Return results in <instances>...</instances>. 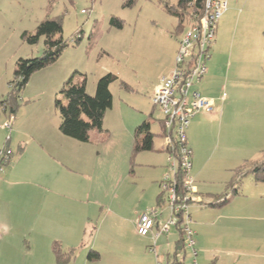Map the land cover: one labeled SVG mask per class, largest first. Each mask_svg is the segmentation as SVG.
I'll return each mask as SVG.
<instances>
[{
  "label": "rangeland",
  "instance_id": "1",
  "mask_svg": "<svg viewBox=\"0 0 264 264\" xmlns=\"http://www.w3.org/2000/svg\"><path fill=\"white\" fill-rule=\"evenodd\" d=\"M174 2L0 0V101L7 99L13 87L16 62L43 53L44 38L29 44L23 34L33 35L40 22L58 18L67 48L54 63L30 76L19 93L21 102L15 119L21 121L28 115L41 113L59 114L54 101L59 98L65 103L58 93L68 78L72 76L74 83L85 80L86 94L94 96L98 79L110 73L116 80L109 86L112 104L102 125L109 126L111 137L118 135L116 125L120 116L123 124L139 126L142 119L139 115L147 116L153 108L147 89L163 77V69L177 50V37L173 35L176 19L165 9ZM228 6L227 17L223 20L222 15L217 28L212 48L215 71L207 84L208 90L216 91L218 98L226 100L222 105H227L223 122L226 133L220 144L225 151L221 162L209 164L214 173L203 180V192L211 193L216 200L208 203L202 199L206 205L201 210L213 209L195 213L192 219L194 223L208 224L204 227L209 234L206 247L215 264H264V183L255 182L250 173L237 178L238 170L264 159V0H229ZM112 17L123 22L122 29L110 26ZM78 35L80 39L76 42ZM121 83L128 84L131 92ZM24 101L31 103L21 109ZM153 109L152 119L156 121L161 114L157 108ZM6 118L0 107V149L13 136V128L10 132L1 129ZM155 121L152 126L158 129ZM85 159L90 167L91 159ZM105 165L107 171L111 170V164L102 161L98 175ZM5 169L6 166L0 172L1 179ZM217 170L219 174H215ZM79 175L80 172L73 171V177ZM232 182L236 194L230 186ZM13 188L3 185L1 210L13 200ZM104 194L108 195V188ZM225 196L226 205L221 207L218 199Z\"/></svg>",
  "mask_w": 264,
  "mask_h": 264
},
{
  "label": "crops",
  "instance_id": "2",
  "mask_svg": "<svg viewBox=\"0 0 264 264\" xmlns=\"http://www.w3.org/2000/svg\"><path fill=\"white\" fill-rule=\"evenodd\" d=\"M215 61L212 50L207 64L208 76L202 86L201 80L206 75L196 85L202 96L214 100L215 111L197 114L186 129L187 146L192 152L189 175L196 191L188 211L190 227L195 232L198 264L215 263L206 247L209 234L204 227L208 224L194 223L192 216L213 209L201 210L206 205L202 199L208 203L214 199L211 193L203 192V180L214 173L213 169L209 170V164L221 162L225 151L220 144L226 133L223 122L227 105L222 106L226 100L218 98L216 91L207 87L213 78ZM173 62L174 58L161 76L171 72ZM154 86L147 89L149 95ZM23 103L21 109L29 107L31 102ZM153 113L152 108L147 116L139 115L141 123H149L152 149L134 155V133L138 125L123 124L121 116L116 125L117 137H111L109 126L102 125L103 132H89L87 143L62 135L58 130L59 115L55 112L28 115L21 121L14 118L13 136L8 144L14 157L0 178V195L4 184L14 187L13 200L0 209V264H56L52 252L54 242L64 252L74 251V257L67 264H156L157 260L161 264L179 261L190 264L189 254L184 249L173 257L180 239L177 228H171L155 241L136 232L138 216L156 207L160 182L168 172L161 116L155 121ZM153 121L159 125L158 129L152 126ZM85 158L91 159L90 167ZM102 161L111 164V170L107 171L105 165L98 175ZM74 170L80 172L78 177H73ZM221 202L220 198L223 207L227 201ZM169 214L166 204L159 209L156 223L164 224ZM90 251L98 253L97 260H88Z\"/></svg>",
  "mask_w": 264,
  "mask_h": 264
},
{
  "label": "built area",
  "instance_id": "3",
  "mask_svg": "<svg viewBox=\"0 0 264 264\" xmlns=\"http://www.w3.org/2000/svg\"><path fill=\"white\" fill-rule=\"evenodd\" d=\"M227 8L228 0H205L204 12L199 22L189 23L177 38V50L171 72L159 79L149 96L153 108H157L161 114L165 148L170 146V151H166L168 172L160 182V189L167 195L170 214L167 221L159 225L156 223L158 208L147 210L138 216L135 223L136 232L141 237H149L155 241L159 236L167 234L171 228H176L181 214L183 245L189 254L190 264H198V251L188 211V205L194 200L196 191L189 175L192 152L187 146L186 129L190 120L197 114H212L215 111L214 100L202 96L196 85L206 74V65L212 56L216 27ZM81 13L84 14L85 11L82 10ZM13 121L12 116H7L1 129L10 132ZM12 155L13 152L3 145L0 149V172L11 163ZM178 167L184 171V196L179 203H175L172 185ZM151 251L155 253L153 248ZM156 264H161V261L157 260Z\"/></svg>",
  "mask_w": 264,
  "mask_h": 264
},
{
  "label": "trees",
  "instance_id": "4",
  "mask_svg": "<svg viewBox=\"0 0 264 264\" xmlns=\"http://www.w3.org/2000/svg\"><path fill=\"white\" fill-rule=\"evenodd\" d=\"M127 2L132 4L134 0H127ZM204 4L205 0H175L173 5L167 4L165 6L166 12L176 19L175 30L173 33L174 36L178 38L185 31L187 28L186 26L189 23L192 22L195 24L199 22V18L204 12ZM109 24L116 29H122L123 26V22L115 17L110 19ZM78 36L76 42L80 39V35ZM23 37L26 38L29 44H36L40 38H44V50L40 57L28 60L19 59L15 64L13 87L8 94L7 99L0 101V107L3 108V113L7 116H12L13 118H15V114L19 108L18 102H21L19 93L28 83L30 76L34 72L54 63L67 48V43L62 39V23L58 18L43 20L37 25L33 35L24 33ZM115 80L116 77L110 73L104 75L98 79L96 83L94 96H89L86 94L85 80H82L79 83H74L72 76L68 78L58 93L65 103L59 98H56L54 101V107L58 111L60 119L58 126L59 132L65 137L80 143L88 142L89 132L92 130L103 132V118L105 112L112 104L109 86ZM121 86L125 90L131 91V87L128 84L121 83ZM134 135L135 142L132 149V155L141 151H150L152 149L153 135L150 133L149 123L147 121L142 122L135 129ZM8 144L9 140L4 143V146L7 149H10ZM165 151L169 152L170 146L165 148ZM13 157L14 152L12 160ZM247 173H250L253 176L255 182L264 183V159L260 163L254 162L238 170L237 178L243 177ZM183 177L184 171L178 167L172 185L176 197L175 203H179L184 196ZM233 183L235 182H232L230 186L233 188V193L236 194L234 187L235 184ZM220 198H224L221 203L226 202V196ZM156 200L157 203L155 208L159 209L166 205V192L161 190ZM181 223L182 216L180 214L176 226L179 231L180 239L177 241L176 251L173 253V257H176L179 251L184 249ZM52 252L56 264H67L74 257L73 250L64 252L57 242L52 244ZM98 257L99 255L95 251H90L87 256L89 261L97 260ZM177 264H182V261L177 262Z\"/></svg>",
  "mask_w": 264,
  "mask_h": 264
}]
</instances>
